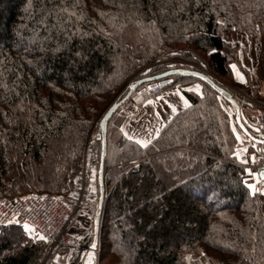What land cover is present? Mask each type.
<instances>
[{
    "label": "trees",
    "instance_id": "1",
    "mask_svg": "<svg viewBox=\"0 0 264 264\" xmlns=\"http://www.w3.org/2000/svg\"><path fill=\"white\" fill-rule=\"evenodd\" d=\"M263 30L264 0H0V199L67 197L94 121L132 84L172 59L231 80L223 32ZM205 81L146 147L106 137L98 264H264V193L235 164L224 90ZM10 225L0 264H39L44 242Z\"/></svg>",
    "mask_w": 264,
    "mask_h": 264
},
{
    "label": "rangeland",
    "instance_id": "2",
    "mask_svg": "<svg viewBox=\"0 0 264 264\" xmlns=\"http://www.w3.org/2000/svg\"><path fill=\"white\" fill-rule=\"evenodd\" d=\"M262 33H264V30L259 32V33H256V35H254L253 37H250L245 33H237V32L227 33L224 31L222 36H223L224 40L231 45L232 48L237 47L236 49H237V59H238L240 40L244 39V40H247L248 42L251 43L254 40L260 39ZM238 61H239V59H238ZM167 64H168L167 66L169 68H171L170 70H173L174 66L180 65V66H182L181 69H177V70L190 71L193 73H198L199 75L208 78L209 81H212L219 88L224 90L227 98H230V99H234L235 97L236 98H242L243 99L242 102L244 101L246 103V102H248L246 100L248 98V96H250V97L255 96V93H256L255 88L256 87L254 88V85L250 80L249 73L246 70L244 72V70L241 68V66L238 67L236 65V63H231V64H234L238 68H241V71L245 76L244 80H243V82H241V84L235 80V78L232 76V73H231V80L228 79L226 81L224 79L217 77L213 72L207 71L202 67H195L196 69H193L192 65H189V64L182 62L178 59L169 60V61H167ZM230 72H231V69H230ZM205 80L206 79L201 80L200 78H196L194 80L179 81L175 85L180 86V87L181 86L187 87V85L190 83H197L203 88L202 89V92H203V90H204V84L203 83H206ZM143 88H146V86L145 85L137 86L136 90L131 94L130 97H132V95L134 97L135 93L139 92ZM162 91L163 90H161L160 92H162ZM145 92L148 93V95H149L148 98H149L150 102H156L157 101L156 99H157L158 95L160 94V92H153L152 90H147V89L145 90ZM145 92H143V93H145ZM202 92L200 94H195V96L201 97ZM130 97L127 100H125L124 102L129 101L132 104V107H133L132 112L130 115H117V117H119V119L121 118L120 120H122V118H126V120H129L130 116L132 117L136 114L135 111L137 108V105H136L137 101H135V98H133V97L130 99ZM218 101L220 103L222 110L226 114H228V116L230 118L231 128H232V124L234 126L236 125L234 122V114H235L234 107L231 104H229L226 100L222 99L221 97L218 98ZM140 102H143V100H140ZM242 102L241 103L235 102V103L240 108V105L241 104L243 105ZM156 106H157V104H154V107L152 108L153 112L156 111ZM226 108L228 110H226ZM97 120L98 119H96L94 121V127L95 128H94L92 134L90 135V139L86 145V149H85V153H84V155H85L84 160L85 161L83 164V166L86 164L88 166L90 165V167H94V169H96L95 163H97V167H98L99 155H100V145L97 144V140L95 139V133H96V130L99 126V121L97 122ZM234 129L235 130H233V128H232L233 132L236 131V133L234 132V134H235L236 139H237V152L234 156L239 157V158H237V161L235 164L244 167V169L246 170L247 176H248L246 178L247 182H248V186L249 185L253 186L252 189H250L252 192L264 190V170L256 167L258 165L264 164V150L259 151L256 148L255 143L252 142L251 140H249L241 132L239 127L236 126V127H234ZM262 135H264V134H262ZM111 137L113 138L112 134H111ZM237 137H239V139ZM114 138H115V136H114ZM241 154H242V156H241ZM244 154L247 155L246 160H245V162H241L240 159L243 157ZM96 172H97V170H96ZM96 186H97V184H96ZM38 192L45 193L43 191H37V193ZM261 192L264 193V191H261ZM98 201H99V188L97 189V187H96V190H94L89 195H87L85 202H84V205L80 209L78 219L81 222L83 229L75 233L76 239L79 240L81 238H84V239L87 238V240L91 239V242H92L93 223H94V219L96 217V214L98 212ZM101 225H102V221H101L100 226ZM7 226H11V225H6V227ZM23 232H24V236L26 238L32 239L35 242L36 241L37 242H39V241L44 242L40 239H37L35 236H33L29 232H26V231H23ZM4 235H5V232H0V237H2ZM82 240L80 243H82ZM91 242H90V244H91ZM42 244L44 245V254H43L39 264H54V262H53L54 260H53L52 256L48 254V250H47L46 245L44 243H42ZM74 257L75 256H72V258L70 259V262H69L70 264H77V262H78V264H84L83 259H81L80 261H76L74 259Z\"/></svg>",
    "mask_w": 264,
    "mask_h": 264
},
{
    "label": "built area",
    "instance_id": "3",
    "mask_svg": "<svg viewBox=\"0 0 264 264\" xmlns=\"http://www.w3.org/2000/svg\"><path fill=\"white\" fill-rule=\"evenodd\" d=\"M157 86L152 91L160 92ZM132 104L124 102L116 111L117 115H130ZM264 134V124L260 127ZM247 155L240 159L245 162ZM264 170V164L256 166ZM96 169L87 164L77 175L70 194L67 197L50 193H26L12 199H0V226L10 224L21 226L37 237L43 235L48 254L53 260L65 261L69 250L76 261L83 259L88 248L75 233L82 230L79 212L87 195L95 190ZM78 264V262H77Z\"/></svg>",
    "mask_w": 264,
    "mask_h": 264
},
{
    "label": "crops",
    "instance_id": "4",
    "mask_svg": "<svg viewBox=\"0 0 264 264\" xmlns=\"http://www.w3.org/2000/svg\"><path fill=\"white\" fill-rule=\"evenodd\" d=\"M239 43V63L236 65L238 67L241 66L244 72L246 70L249 73L250 80L254 88L256 87V93L255 96H248L246 99L248 102L246 103L242 102V98L235 97L232 100L234 103H243L244 106L241 104L240 108H238L244 119L249 125L260 129L262 124H264V33H262L260 39L251 43L244 39H241ZM233 65L230 64L232 76L241 84V77L244 80L245 76L241 68L236 65L233 68ZM197 87L199 91H197ZM202 89L197 83H190L187 87L174 85L160 92L156 102L149 101L148 93L137 92L133 97L137 101L136 114L132 117L130 116L129 120H126V118L120 120L121 118L119 119L117 115H114L107 125L106 137L112 134L113 138L114 136L115 138L121 136L133 142L140 139L146 141L148 145L177 114L190 107V102L185 97L184 92L195 95L200 94ZM140 100H143V102H140ZM185 101H187L188 106H185ZM154 104H157V106L156 111L153 112ZM169 104L177 109L175 113L172 112V107H169ZM226 110L228 109L226 108ZM233 126L232 124L233 130H235L234 127L237 125ZM234 132L236 133V131ZM128 137H133V139Z\"/></svg>",
    "mask_w": 264,
    "mask_h": 264
},
{
    "label": "water",
    "instance_id": "5",
    "mask_svg": "<svg viewBox=\"0 0 264 264\" xmlns=\"http://www.w3.org/2000/svg\"><path fill=\"white\" fill-rule=\"evenodd\" d=\"M192 72L180 71L177 69L169 70L164 73L146 77L134 83L130 90L128 91L127 95L119 102L113 104L107 112L104 114L102 119L99 122V127L96 132L95 139L100 142V155H99V162H98V169H97V182L99 187V201H98V212L94 219L93 223V238L92 242L89 245V248L86 252L84 258V264H97L98 263V242H99V234H100V224L102 221L103 216V209L105 202L107 200V196L105 200L104 198V187H103V168H104V160L106 157L107 152V143H106V134H107V125L118 107L127 100L131 94L136 90V87L139 85H145L146 88H143L139 91V93L145 92V90H152L157 86H165L173 83L172 78H170L174 74H188ZM193 75V73H192ZM196 78H200L201 75H193ZM221 92V91H220ZM226 101L230 103L235 109L234 121L236 125L239 127L241 132L252 142L257 144H264V135H262L259 131V128L249 125L246 120L244 119L241 111L239 110L238 106L234 103V101L230 98H227ZM253 133V134H252ZM234 156V155H233ZM242 156V154H241ZM95 245V247H93ZM72 256V250H70L66 256L65 264H68L70 258Z\"/></svg>",
    "mask_w": 264,
    "mask_h": 264
},
{
    "label": "snow or ice",
    "instance_id": "6",
    "mask_svg": "<svg viewBox=\"0 0 264 264\" xmlns=\"http://www.w3.org/2000/svg\"><path fill=\"white\" fill-rule=\"evenodd\" d=\"M233 68H235V66L233 65L232 66ZM193 75H199L198 73H193ZM200 79L201 80H204V79H206V77H204V76H200ZM241 82H243V78L241 77ZM197 91H199V88L197 87ZM177 94H179L178 92H177ZM181 99H183V97H181ZM167 103V102H166ZM185 106H188L187 105V101H185ZM169 107H172V112L173 113H175L176 112V108L175 107H173V106H171L170 104H169ZM129 139H133V137H128ZM238 139H239V137H237ZM136 143H138L141 147H146L147 146V142L146 141H143V140H140V139H137L136 140ZM237 158H239V157H237ZM252 185H249V188L250 189H252ZM261 191H264V190H261ZM25 230L27 231L28 230V226L27 225H25ZM37 239H40V240H46L47 238L46 237H44L43 235H39V236H37L36 237ZM93 247H95V245H93Z\"/></svg>",
    "mask_w": 264,
    "mask_h": 264
}]
</instances>
